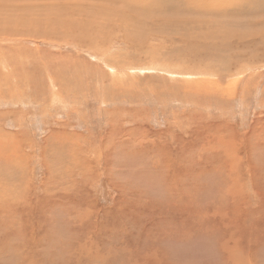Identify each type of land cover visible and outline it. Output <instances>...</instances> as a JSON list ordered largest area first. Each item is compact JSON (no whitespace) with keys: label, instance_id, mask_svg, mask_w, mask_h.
Listing matches in <instances>:
<instances>
[{"label":"rangeland","instance_id":"rangeland-1","mask_svg":"<svg viewBox=\"0 0 264 264\" xmlns=\"http://www.w3.org/2000/svg\"><path fill=\"white\" fill-rule=\"evenodd\" d=\"M0 7V264H264V0Z\"/></svg>","mask_w":264,"mask_h":264},{"label":"bare ground","instance_id":"bare-ground-1","mask_svg":"<svg viewBox=\"0 0 264 264\" xmlns=\"http://www.w3.org/2000/svg\"><path fill=\"white\" fill-rule=\"evenodd\" d=\"M10 1V0H9ZM16 1V0H15ZM11 2H14V1H11ZM5 3V2H4ZM12 4H15V3H12ZM2 5H4V4H2ZM1 5V6H2ZM6 5V4H5ZM11 6V5H10ZM4 7V6H3ZM5 7H7V5L5 6ZM0 8H2V7H0ZM9 8V7H8ZM13 7H11V9H12ZM15 8V7H14ZM18 8H20V7H18ZM26 8V7H25ZM28 8V7H27ZM3 9V11H4V9L5 8H2ZM16 9H17V6H16ZM44 9H45V7H44ZM14 10V9H13ZM18 10V9H17ZM27 10V9H26ZM1 11V10H0ZM18 12H19V10H18ZM3 13V12H2ZM1 14V13H0ZM4 15V14H3ZM7 15H9V14H7ZM60 15V14H59ZM16 16V15H15ZM17 17V16H16ZM11 18H12V16L9 18L10 20H11ZM2 19H4V18H2ZM1 20V19H0ZM1 21H3V20H1ZM137 141V140H136ZM93 142V141H92ZM142 144V143H141ZM182 151V150H181ZM99 156V155H98ZM237 165V164H236ZM86 174V173H85ZM239 174V173H238ZM85 248V247H84ZM83 252V251H82ZM75 255H77V253L75 254ZM138 262V261H137Z\"/></svg>","mask_w":264,"mask_h":264}]
</instances>
